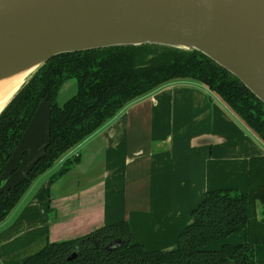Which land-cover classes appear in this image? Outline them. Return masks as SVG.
<instances>
[{
    "label": "crops",
    "instance_id": "0c3cea01",
    "mask_svg": "<svg viewBox=\"0 0 264 264\" xmlns=\"http://www.w3.org/2000/svg\"><path fill=\"white\" fill-rule=\"evenodd\" d=\"M75 84L73 78L61 83L57 105ZM47 110L40 101L6 162L0 190L23 177L41 154ZM263 154L264 144L202 85L164 84L127 104L70 150L64 159L78 160L67 172L48 182L62 159L31 183L0 222V264H20L47 242L120 220L146 250L169 249L203 193L245 192L248 158ZM254 264H264V245L254 247Z\"/></svg>",
    "mask_w": 264,
    "mask_h": 264
},
{
    "label": "trees",
    "instance_id": "16d2710c",
    "mask_svg": "<svg viewBox=\"0 0 264 264\" xmlns=\"http://www.w3.org/2000/svg\"><path fill=\"white\" fill-rule=\"evenodd\" d=\"M68 78L75 80V91L57 105L58 87ZM173 81L202 85L264 144V104L196 49L144 42L58 53L37 67L0 110L1 176L39 102L48 106L41 154L23 177L0 190V222L38 176L63 159L48 177L52 182L77 162V156L64 159L76 145L127 104ZM238 233L239 242L211 246ZM258 245H264V154L248 158L245 192L206 190L169 249L146 250L120 220L75 238L47 242L20 264H254ZM71 254L74 257L67 259Z\"/></svg>",
    "mask_w": 264,
    "mask_h": 264
},
{
    "label": "water",
    "instance_id": "95a60500",
    "mask_svg": "<svg viewBox=\"0 0 264 264\" xmlns=\"http://www.w3.org/2000/svg\"><path fill=\"white\" fill-rule=\"evenodd\" d=\"M144 42L200 51L264 104V0H0V73L35 57L36 69L58 53Z\"/></svg>",
    "mask_w": 264,
    "mask_h": 264
},
{
    "label": "bare ground",
    "instance_id": "6f19581e",
    "mask_svg": "<svg viewBox=\"0 0 264 264\" xmlns=\"http://www.w3.org/2000/svg\"><path fill=\"white\" fill-rule=\"evenodd\" d=\"M41 59V57L32 58L25 63L7 67L5 72L0 73V109L29 77Z\"/></svg>",
    "mask_w": 264,
    "mask_h": 264
},
{
    "label": "rangeland",
    "instance_id": "374dc122",
    "mask_svg": "<svg viewBox=\"0 0 264 264\" xmlns=\"http://www.w3.org/2000/svg\"><path fill=\"white\" fill-rule=\"evenodd\" d=\"M238 235H239V233L238 234H231L227 239L225 238V239H222L221 241H225V242H239L240 241V239H238V241H234V237H237V238H239L238 237ZM230 240H232V241H230ZM216 242H218V246H219V241H216ZM214 243V242H213ZM210 245V244H209ZM212 245V244H211Z\"/></svg>",
    "mask_w": 264,
    "mask_h": 264
}]
</instances>
